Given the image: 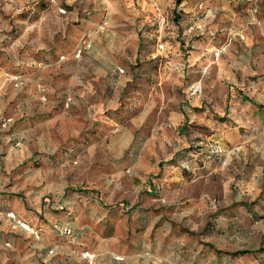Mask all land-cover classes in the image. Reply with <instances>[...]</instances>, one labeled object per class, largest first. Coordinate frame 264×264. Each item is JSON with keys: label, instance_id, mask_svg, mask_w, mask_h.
<instances>
[{"label": "rangeland", "instance_id": "obj_1", "mask_svg": "<svg viewBox=\"0 0 264 264\" xmlns=\"http://www.w3.org/2000/svg\"><path fill=\"white\" fill-rule=\"evenodd\" d=\"M260 4L248 16L224 15V0H0L2 185L35 205L67 193L85 218L76 234L107 254L127 244L139 261L147 247L158 264L166 245L224 248L233 216L229 236L256 247L264 106L242 96L264 105Z\"/></svg>", "mask_w": 264, "mask_h": 264}, {"label": "crops", "instance_id": "obj_2", "mask_svg": "<svg viewBox=\"0 0 264 264\" xmlns=\"http://www.w3.org/2000/svg\"><path fill=\"white\" fill-rule=\"evenodd\" d=\"M260 3L261 0H224V15L229 14L228 11L233 13L243 10L245 14L252 16L253 12L259 9ZM76 191L78 193L79 190ZM66 194L63 197L61 195L62 198L56 206L50 204L48 197L44 199L43 194H40L36 198L35 205L29 201V197H25V193L20 194L17 190L4 187L0 180V221L9 222L14 229L9 234L0 231V264H87L84 252L93 254V264H105V262L107 264H128L129 262L131 264H149L147 247L144 249V253L137 255L140 258L137 261L131 259L132 255L128 254L129 250L125 248L128 247L127 244L126 246L120 245V248L117 245L116 250L110 254L96 250L95 245L92 247V244H86L85 242L91 240L89 236H84L81 233L76 234L74 229V226L83 224L85 218L79 215L76 209L77 205L74 207V201L71 202L69 195ZM72 197L75 196L72 195ZM58 208L61 210L59 214H52ZM258 208L262 212L259 220L261 218L264 220V200L260 202ZM27 209H32L34 212L30 213ZM72 212L77 214L73 218L69 216V213ZM248 212L249 215H253L252 210L249 209ZM6 213H13L15 219L6 217ZM235 217L237 216L226 220L224 237H227L226 241L228 242H224V248H221L218 243H214V238H202L199 243L196 241L190 248L181 251L179 248L166 249L168 247L166 245L164 247L166 250H162L158 264H264V229L259 234L260 241L258 245L246 249L243 241L239 239L240 235L229 236L228 232L232 227L230 225L242 224L238 218L235 220ZM15 220H19L24 224L28 232L26 228H21L15 224ZM256 221L258 220H253V222ZM243 227L242 225L241 229ZM70 228H73L72 232L69 234L63 233V229L71 230ZM161 236L165 242L171 238L173 241L175 238H180V235L175 232L170 235L162 233ZM130 237L136 236L131 235ZM4 246L11 248L6 249ZM6 253L12 258L11 260L6 256ZM181 254L184 257L183 261L181 260ZM116 256L120 259H115ZM106 257L109 258L108 261L105 260ZM101 261L104 263H101Z\"/></svg>", "mask_w": 264, "mask_h": 264}, {"label": "built area", "instance_id": "obj_3", "mask_svg": "<svg viewBox=\"0 0 264 264\" xmlns=\"http://www.w3.org/2000/svg\"><path fill=\"white\" fill-rule=\"evenodd\" d=\"M221 52H222V48H220V47L214 48V50L212 52L213 58L215 60H217L219 58ZM5 216L8 217V218H11V219H15L13 213H6ZM15 224H17L21 228H26V226L24 224H22L19 220H15ZM63 233L69 234L70 230L69 229H63ZM84 258L87 259L88 264H91L92 263V259H93V254H88L87 252H84Z\"/></svg>", "mask_w": 264, "mask_h": 264}, {"label": "trees", "instance_id": "obj_4", "mask_svg": "<svg viewBox=\"0 0 264 264\" xmlns=\"http://www.w3.org/2000/svg\"><path fill=\"white\" fill-rule=\"evenodd\" d=\"M177 1H180V0H177ZM242 98H243V100H248L255 108H257V109H262L261 107H263L264 105H262V104H258V103H256V102H253V100H250V99H248L247 97H245V96H242ZM219 119H221V118H219ZM81 192V191H80ZM79 191H78V193H80ZM64 210V209H63Z\"/></svg>", "mask_w": 264, "mask_h": 264}, {"label": "bare ground", "instance_id": "obj_5", "mask_svg": "<svg viewBox=\"0 0 264 264\" xmlns=\"http://www.w3.org/2000/svg\"><path fill=\"white\" fill-rule=\"evenodd\" d=\"M27 228V227H26Z\"/></svg>", "mask_w": 264, "mask_h": 264}]
</instances>
